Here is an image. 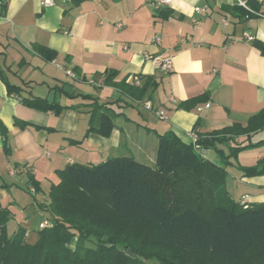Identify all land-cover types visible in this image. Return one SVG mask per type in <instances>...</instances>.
<instances>
[{"label":"crops","instance_id":"0c3cea01","mask_svg":"<svg viewBox=\"0 0 264 264\" xmlns=\"http://www.w3.org/2000/svg\"><path fill=\"white\" fill-rule=\"evenodd\" d=\"M2 3L0 69L22 88V96L48 98L53 87L68 84L122 113L104 136L89 129L87 104L94 100L54 90L67 108L38 110L9 94L0 77V202L13 213L9 233L22 226L27 239L30 235L26 222L32 215L23 191L28 171L43 190L37 199L47 203L48 190L60 181L57 171L69 163L130 155L154 166L157 134L171 131L192 143L193 135L245 124L264 108V0H172L162 8L155 0H55L50 7L41 0ZM38 48L54 50L55 59H44ZM162 57H172L170 70L158 65ZM109 75L135 86L151 77L156 87L138 102L107 84ZM147 100L153 109L145 107ZM204 156L219 162L214 149H205ZM242 180L251 190L240 199L264 202V175ZM39 213V223L49 221Z\"/></svg>","mask_w":264,"mask_h":264},{"label":"trees","instance_id":"16d2710c","mask_svg":"<svg viewBox=\"0 0 264 264\" xmlns=\"http://www.w3.org/2000/svg\"><path fill=\"white\" fill-rule=\"evenodd\" d=\"M37 51L49 61L56 57L48 48ZM0 77L9 94L30 107L57 113L67 108L56 97L22 96V88L11 84L1 69ZM106 83L138 102L150 98L156 87L151 77L141 86L116 83L112 75ZM65 85L52 90L94 100L87 104L92 108L89 129L110 135L122 113L90 94L67 92ZM262 130L264 108L245 124L198 134V141L208 139L201 148L171 131L157 134L154 166L130 155L98 164L69 163L57 171L60 181L52 184L47 203L37 199L43 190L28 171L23 189L49 221L44 220V227L40 222L37 241L31 243L22 226L9 233L13 213L0 202V264H264V202L231 198L225 184L226 157L218 148L228 145L229 156L236 155L264 142L253 141ZM205 149H214L219 162L206 158ZM241 169L243 177L264 175V160ZM88 241L94 246L88 247Z\"/></svg>","mask_w":264,"mask_h":264},{"label":"rangeland","instance_id":"374dc122","mask_svg":"<svg viewBox=\"0 0 264 264\" xmlns=\"http://www.w3.org/2000/svg\"><path fill=\"white\" fill-rule=\"evenodd\" d=\"M264 138V130L253 136V141H259ZM221 150L222 156L226 157V180L225 184L229 191V194L233 200L239 201L242 194L245 191L251 190V185L242 180V169L241 167H248L258 164L260 161L264 160V142L246 148L240 151L238 154H230V147L228 145H218ZM24 191V189H23ZM50 191V190H48ZM25 192V191H24ZM27 202L28 208L32 217L26 223L29 225L30 235L28 236V241L35 243L37 241V233L40 228L41 214L39 213V208L34 204V199L31 193L27 192ZM49 194V193H48ZM26 201V200H24ZM49 201V198H48ZM247 202V201H246ZM88 247H93V242L88 241L86 243Z\"/></svg>","mask_w":264,"mask_h":264},{"label":"built area","instance_id":"2783aa9c","mask_svg":"<svg viewBox=\"0 0 264 264\" xmlns=\"http://www.w3.org/2000/svg\"><path fill=\"white\" fill-rule=\"evenodd\" d=\"M3 2V1H6V0H0V2ZM41 2H42V5L44 6V7H50V6H52V5H54L55 4V0H41ZM171 2H172V0H155V4H156V6H157V8H162V7H167V6H170V4H171ZM206 10V7H195V11L196 12H203V11H205ZM254 12V11H253ZM118 26L119 27H121L122 25L121 24H118ZM246 37H247V39H249V40H253L254 39V36L252 35V34H250V33H246ZM172 63H173V59H172V57H162V58H160L159 60H158V65L162 68V69H164V70H170V68H171V66H172ZM136 83L137 84H139V81L138 80H136ZM210 104L208 103V104H206V106H209ZM145 107L147 108V109H153V104L150 102V101H146L145 102ZM158 115L161 117V118H164L165 117V113H164V111H159L158 112ZM193 145H194V147L195 148H201V144H200V142L198 141V137L196 136V135H193ZM27 167V166H26ZM11 173H14V172H11ZM32 191H34V189L32 188ZM247 199V196H244L243 197V200H242V202L243 203H246V200ZM47 225V221H44L42 224H41V226L42 227H44V226H46Z\"/></svg>","mask_w":264,"mask_h":264},{"label":"water","instance_id":"95a60500","mask_svg":"<svg viewBox=\"0 0 264 264\" xmlns=\"http://www.w3.org/2000/svg\"><path fill=\"white\" fill-rule=\"evenodd\" d=\"M64 90H66L67 92H70V93H74L73 88H72L70 85H68V84H66V85L64 86ZM54 98H55V91L53 90V91H51V93L49 94V96H48V100L53 101ZM199 142L204 144V143H207V142H208V139H205V140H199ZM128 254L134 256V253L132 252L131 249H128Z\"/></svg>","mask_w":264,"mask_h":264}]
</instances>
